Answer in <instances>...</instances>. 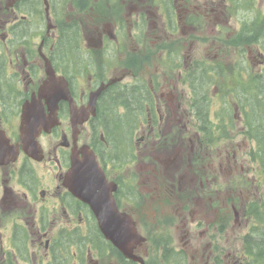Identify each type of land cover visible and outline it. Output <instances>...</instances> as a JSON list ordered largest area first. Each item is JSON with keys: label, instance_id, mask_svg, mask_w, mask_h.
Instances as JSON below:
<instances>
[{"label": "flooded vegetation", "instance_id": "obj_1", "mask_svg": "<svg viewBox=\"0 0 264 264\" xmlns=\"http://www.w3.org/2000/svg\"><path fill=\"white\" fill-rule=\"evenodd\" d=\"M239 6L237 0H0V264H142L105 238L90 206L65 186L72 150L86 146L116 184L119 210L146 238L134 248L144 264L157 263L162 247L173 264L250 263L247 239L264 189L258 145L248 140L236 88H226L227 99L217 87L213 99L200 98L208 83L202 92L195 88L197 69L210 67L199 53L201 35L211 26L224 33L228 24L238 34ZM227 14L238 21H225ZM244 34L254 33L243 29L233 42L241 45ZM233 51L227 42L221 59ZM48 64L67 80L77 109L102 83L116 80L78 133L72 104L53 107L40 95ZM110 88L136 93L128 100L138 120L129 145L101 130ZM33 118L39 130H25L23 121ZM37 248L44 256L36 259Z\"/></svg>", "mask_w": 264, "mask_h": 264}, {"label": "water", "instance_id": "obj_2", "mask_svg": "<svg viewBox=\"0 0 264 264\" xmlns=\"http://www.w3.org/2000/svg\"><path fill=\"white\" fill-rule=\"evenodd\" d=\"M46 73L47 80L40 89V95H44L53 107H56L60 100H67L72 104L71 123L74 133H78L79 126L84 125L91 115H96L99 97L106 88L116 82L110 80L108 83H102L97 90L91 92L88 105L77 109L73 105L67 80L57 77L51 64L47 65ZM37 121L39 120L34 118L31 121H23L22 127L25 130L33 127L38 131L41 124ZM52 123L55 124V121ZM65 186L75 197L90 206L107 240L111 241L126 258L144 264L141 257L134 255V248L136 244H143L146 239L137 232L132 218L120 212L113 196L116 184L108 182L105 172L88 146L72 150L71 168L66 174Z\"/></svg>", "mask_w": 264, "mask_h": 264}, {"label": "rangeland", "instance_id": "obj_3", "mask_svg": "<svg viewBox=\"0 0 264 264\" xmlns=\"http://www.w3.org/2000/svg\"><path fill=\"white\" fill-rule=\"evenodd\" d=\"M249 4L250 1L244 0L243 6ZM243 6L242 10L239 6V18L241 20L239 33L237 34L236 26H230L228 24L224 29V33L216 34L213 26H211L207 31H205V34H202L200 37L201 42L199 53L202 54V61L210 64V67H208V73L206 74L207 77L210 78V82L208 83L209 90L206 91L205 94H207L209 99H213V89L214 87H217V92H220L223 98L227 99L230 96L226 88H236L239 92V98L241 99L240 105L242 114L245 115L247 120L246 115L250 112V108H245V104L247 102L246 97H248V94H243L242 87L246 86V83L250 80L251 76L264 74V56L259 53V47L263 49L262 51L264 53V0H256L254 5ZM223 19L225 21H229L231 24H235L238 21V16L235 14H227L223 17ZM243 29L244 31L249 29L254 34L253 36L244 34L243 43L241 45L236 44L233 41L238 38ZM227 42L231 45L234 51L231 53L230 57L226 58V62H224L221 59L220 54L221 49L227 45ZM125 50L128 51L129 47H126ZM194 55L196 59L199 58V54L197 52H195ZM213 67H215L218 72H214ZM136 72H138L137 69ZM250 96L257 101L264 100V95L260 94L258 90L251 92ZM215 101H213L212 104H214ZM223 104V109L225 111L230 109L224 100ZM255 107L259 108V105L256 104ZM249 118L251 119L252 117ZM255 118L258 120V116H255ZM233 126V123H229L225 126V129ZM135 138H137V135ZM242 139L244 140V138ZM249 141H247L248 145H250ZM257 201L259 203L264 202V189L261 194V199L259 198ZM162 240H167V236L162 235ZM32 246H35V244H32ZM32 249H36V246ZM161 252L163 255L157 258V263L153 262L151 264H173L170 260V256L167 252H164L163 247L161 248ZM43 256L44 251L37 248L36 259Z\"/></svg>", "mask_w": 264, "mask_h": 264}, {"label": "trees", "instance_id": "obj_4", "mask_svg": "<svg viewBox=\"0 0 264 264\" xmlns=\"http://www.w3.org/2000/svg\"><path fill=\"white\" fill-rule=\"evenodd\" d=\"M232 1H234V0H232ZM207 73H208V70H207L205 65H201L200 68L197 69L196 74H195L196 92H198V91L202 92L203 89L206 88L205 84L209 83L210 79L207 77V75H206ZM200 76H202V77H200ZM199 77L201 79H199ZM263 84H264V74L253 75V76H251L250 80L246 83V86L242 87V89H243V94L244 93L248 94L247 95L248 97H246L247 102L245 104V108L246 107L250 108V112L247 115L249 117H253L251 119L250 118L247 119L248 120L247 123L250 126L249 130L251 131L250 134L252 135V136H249V140L255 141L258 145V159H257V161H258L259 165L257 164V166H258V169L260 167V169L263 171V174H264V157H263L264 156V106H263L264 100L257 101L250 96L251 92H253L255 90H258L260 94L264 95V85ZM127 93H128V90H116L115 88H110L103 95L104 106L101 107V113H104V112L105 113L103 114L102 117H101V115L99 117H101V119H102L100 121L101 130L105 134H108V135L112 136L113 138L115 137L114 138L115 143L122 142L124 140V141H126V145H129V143L131 141H133V134H134L135 128L138 125V120L136 118V115L133 116L132 115L133 113L128 111L130 109V105L127 102L129 99H132V98H133V100L134 99L136 100V93H134V91H130L128 93V95L130 94V96L132 98L128 97V95H125ZM203 94H205V92H202L199 95L200 98H202V99H204L203 96H201ZM115 97L118 99L115 100L116 99ZM107 98H108V100H107ZM112 98H113V100H112ZM115 101L117 102V104ZM113 104L115 107V113L116 114L113 111V108H114L112 106ZM124 104H126L125 105L126 107L124 106ZM256 104L259 105V108L255 107ZM109 106L110 107L112 106V107L110 108ZM124 108H127V112H126V109H124ZM119 115H121V116H119ZM128 116H129V119H128ZM255 116H258V120H256ZM110 118H111V120H110ZM130 120H131V122H130ZM131 123H134V124H131ZM108 124H109V126H108ZM122 125L123 126L125 125V126L123 127ZM125 127H126V129H125ZM127 142H129V143H127ZM256 206H257V210L255 212L256 223L254 226L255 228L253 229V231L251 232V234L248 236V239H247L248 240L247 241L248 242L247 252L252 259L249 264H264V202H261V203L258 202V203H256Z\"/></svg>", "mask_w": 264, "mask_h": 264}, {"label": "bare ground", "instance_id": "obj_5", "mask_svg": "<svg viewBox=\"0 0 264 264\" xmlns=\"http://www.w3.org/2000/svg\"><path fill=\"white\" fill-rule=\"evenodd\" d=\"M200 77H202V76H200ZM200 77H199V79H201ZM202 79H203V78H202ZM263 85H264V84H263ZM140 87H141V86H140ZM262 88H263V87H262ZM206 90H207V89H206ZM197 91H198V90H197ZM199 92H201V91H199ZM118 93H119V92H118ZM197 93H198V92H197ZM123 94H124V93H123ZM131 94H132V93H131ZM125 95H127V94H125ZM107 96H108V95H107ZM107 96H106V97H107ZM132 96H133V95H132ZM106 97H105V98H106ZM109 97H110V96H109ZM111 97H112V96H111ZM128 97H131L130 94L128 95ZM197 97H198V95H197ZM115 98H116V97H115ZM131 98H132V97H131ZM109 99H110V98H109ZM117 99H118V98H116L115 100H117ZM124 99H125V98H124ZM132 99H133V98H132ZM104 100H105V99H104ZM107 100H108V98H107ZM107 100H106V101H107ZM112 100H113V98H112ZM106 101H105V102H106ZM109 101H110V100H109ZM122 101H123V100H122ZM200 101H201V100H200ZM200 101H199V102H200ZM107 102H108V101H107ZM110 102H111V101H110ZM112 102H113V101H112ZM115 102H116V101H115ZM127 102H128V101H127ZM131 102H132V101H131ZM199 102H198V103H199ZM103 103H104V102H103ZM113 103H114V102H113ZM120 103H121V102H120ZM105 104H106V103H105ZM107 104H108V103H107ZM110 104H111V103H110ZM110 104H109V105H110ZM116 104H117V102H116ZM122 104H123V103H122ZM129 104H130V103H129ZM131 104H132V103H131ZM102 105H103V104H102ZM120 105H121V104H120ZM125 105H126V104H124V106H125ZM127 105H128V104H127ZM249 105H250V104H249ZM106 106H107V105H106ZM112 106L114 107V104H113ZM112 106H111V107H112ZM122 106H123V105H122ZM101 107H102V106H101ZM109 107H110V106H109ZM111 107H110V108H111ZM125 107H126V106H125ZM117 108H118V107H117ZM119 108H120V107H119ZM108 109H109V108H108ZM124 109H126V112H127V108H124ZM252 109H253V108H252ZM255 109H256V108H255ZM111 110H112V109H111ZM109 111H110V110H109ZM109 111H108V112H109ZM113 111H114V113H115V107L113 108ZM117 111H118V110H117ZM128 111H129V110H128ZM110 112H111V111H110ZM104 113H105V112H104ZM104 113H103V114H104ZM129 113H130V112H129ZM115 114H116V113H115ZM127 114H128V113H127ZM113 115H114V114H113ZM130 115H131V114H130ZM132 115H133V114H132ZM104 116H105V115H104ZM119 116H121V115H119ZM111 117H112V116H111ZM106 118H107V117H106ZM106 118H105V119H106ZM119 118H120V117H119ZM123 118H124V117H123ZM123 118H122V119H123ZM252 118H253V117H252ZM128 119H129V116H128ZM100 120H102V119H100ZM100 120H99V121H100ZM110 120H111V118H110ZM119 120H120V119H119ZM104 121H105V120H104ZM123 122H124V121H123ZM130 122H131V120H130ZM135 122H136V121H135ZM118 123H119V122H118ZM120 123H121V122H120ZM127 124H128V123H127ZM131 124H134V123H131ZM106 125H107V124H106ZM108 126H109V124H108ZM122 126H123V125H122ZM124 126H125V125H124ZM124 126H123V127H124ZM103 127H104V126H103ZM125 129H126V127H125ZM121 130H122V129H121ZM123 130H124V129H123ZM127 131H128V130H127ZM129 137H130V136H129ZM129 137H128V138H129ZM110 138H111V137H110ZM114 138H115V137H114ZM113 141H114V139H113ZM127 143H129V142H127ZM263 157H264V156H263Z\"/></svg>", "mask_w": 264, "mask_h": 264}]
</instances>
